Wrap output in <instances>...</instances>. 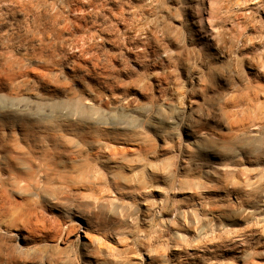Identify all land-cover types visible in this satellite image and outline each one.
I'll use <instances>...</instances> for the list:
<instances>
[{"label": "rangeland", "instance_id": "374dc122", "mask_svg": "<svg viewBox=\"0 0 264 264\" xmlns=\"http://www.w3.org/2000/svg\"><path fill=\"white\" fill-rule=\"evenodd\" d=\"M0 156V264H264V0H0Z\"/></svg>", "mask_w": 264, "mask_h": 264}, {"label": "bare ground", "instance_id": "6f19581e", "mask_svg": "<svg viewBox=\"0 0 264 264\" xmlns=\"http://www.w3.org/2000/svg\"><path fill=\"white\" fill-rule=\"evenodd\" d=\"M74 110H76V112L80 115H82L84 113V110L81 108H74ZM0 164H3V167H0V174H8V178L12 179L13 183L16 184L17 186L19 185V183L23 182L24 186L23 187H28L29 185L32 184L33 182V178L30 177H26V176H21L18 172H16L14 169H12L7 161L6 156H0ZM260 255L259 253L256 254L255 256ZM264 256V253L261 255ZM242 264H255L253 263V257H249L247 254H243L242 255Z\"/></svg>", "mask_w": 264, "mask_h": 264}]
</instances>
